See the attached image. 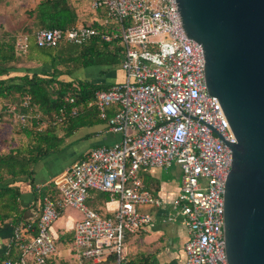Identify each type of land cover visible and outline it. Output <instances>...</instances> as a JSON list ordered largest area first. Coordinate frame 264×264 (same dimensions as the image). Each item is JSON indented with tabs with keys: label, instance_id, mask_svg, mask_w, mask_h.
<instances>
[{
	"label": "built area",
	"instance_id": "built-area-1",
	"mask_svg": "<svg viewBox=\"0 0 264 264\" xmlns=\"http://www.w3.org/2000/svg\"><path fill=\"white\" fill-rule=\"evenodd\" d=\"M90 8L103 10V27H42L32 39L38 47L50 48L93 38L122 45L123 80L97 89L85 105L94 107L106 129L120 137L90 148L53 180L56 192L41 197L35 227L13 224L6 252L15 247L17 253L0 264H48L57 252L52 224L67 208L82 214L72 228L73 264H130L124 237L151 222L138 207L165 202L145 187L138 172L173 163L180 169V186L169 202L170 212L182 216L188 231L182 264H227L223 194L232 154L212 128L226 141L236 139L219 101L207 91L201 45L183 33L176 0H91ZM29 47L28 33L15 35L17 56L26 55ZM66 100L74 102L73 97ZM21 106L27 111L16 103L4 107L20 128L30 118L38 129L48 124L29 97ZM77 112L75 106L69 112L61 109L52 124ZM92 191L117 202L111 214L86 204Z\"/></svg>",
	"mask_w": 264,
	"mask_h": 264
},
{
	"label": "water",
	"instance_id": "water-1",
	"mask_svg": "<svg viewBox=\"0 0 264 264\" xmlns=\"http://www.w3.org/2000/svg\"><path fill=\"white\" fill-rule=\"evenodd\" d=\"M204 54L207 91L236 141L224 183L227 264H264V0H176Z\"/></svg>",
	"mask_w": 264,
	"mask_h": 264
},
{
	"label": "crops",
	"instance_id": "crops-1",
	"mask_svg": "<svg viewBox=\"0 0 264 264\" xmlns=\"http://www.w3.org/2000/svg\"><path fill=\"white\" fill-rule=\"evenodd\" d=\"M90 1L86 0L85 7L83 0H71L78 16L76 24L103 27L105 25L104 12L101 9L92 10ZM12 23H16V26L22 29L28 26L26 20L20 18L17 22H10V25ZM6 30L11 31L8 28ZM21 32L23 31L18 33ZM18 65L37 69L40 68V61L28 52L26 55L20 56ZM70 78H80L110 85L122 81L124 74L119 65L115 67L89 65L75 70L69 76ZM114 109L115 106H112L108 113L112 114ZM0 113H3V108L0 109ZM9 120L12 122L10 117ZM84 120L81 126L68 134L61 127H56V135L60 139L57 149L36 160L32 166L30 177H23L14 183L20 191L18 198L19 220L30 223L32 227H35L40 213L41 197L44 194H54L56 192L53 180L70 164L80 159L84 152L90 148L101 144H111L120 137L118 133L108 131L105 122L98 116L86 115ZM6 136L8 137V130L0 128V140H4ZM9 138L13 139V144L25 143V139L20 132H13L7 139L10 140ZM175 165L178 167L177 164ZM171 166L168 168L152 167L139 170V176L145 187L165 202L160 206L145 205L138 207V211L148 213L151 216V222L144 225L138 232L126 234L124 237L126 254L133 263L141 261L144 257L149 258V264H182L184 261L183 244L188 239V231L183 223L182 216L174 217L170 212L169 202L175 197L180 186V176L179 179L170 177L169 168ZM87 201L91 204L89 207L104 215L111 214L117 206L115 200H111L106 194L97 191H92ZM81 217V213L79 216H75L67 208L54 221L52 232L56 237L57 252L48 261V264L74 263L70 250L73 236L72 228L75 221ZM13 224L12 217L0 221V262L8 254L13 257L17 253L15 247H11L9 253L6 252ZM29 261L30 259H28Z\"/></svg>",
	"mask_w": 264,
	"mask_h": 264
},
{
	"label": "trees",
	"instance_id": "trees-1",
	"mask_svg": "<svg viewBox=\"0 0 264 264\" xmlns=\"http://www.w3.org/2000/svg\"><path fill=\"white\" fill-rule=\"evenodd\" d=\"M26 13L32 26L38 28L65 29L76 24L78 19L71 0H38ZM34 31L23 32L33 35ZM12 38L5 32L0 40V99L10 100L2 108L16 103L22 111H27L21 102L29 97L30 106L48 121L42 129L37 128L34 118H30L24 128L19 127L24 144H13L12 139L0 143V221L12 217L16 224L21 221L18 210L20 191L14 183L30 177L36 160L57 149L60 139L56 127L68 134L84 123L86 115L98 116L94 107L85 106L86 102L97 89L109 86L80 78L69 79V76L78 68L89 65L118 66L123 47L117 40L106 42L99 38L83 44L61 43L54 48L34 44L28 51L40 61V68L34 69L18 65L20 56L14 52L15 35ZM67 97H73L74 102H68ZM73 106L78 109L76 115L67 114L65 121L52 124L61 109L69 112ZM130 264H149V258L144 257L137 263L130 261Z\"/></svg>",
	"mask_w": 264,
	"mask_h": 264
},
{
	"label": "rangeland",
	"instance_id": "rangeland-1",
	"mask_svg": "<svg viewBox=\"0 0 264 264\" xmlns=\"http://www.w3.org/2000/svg\"><path fill=\"white\" fill-rule=\"evenodd\" d=\"M83 1L85 3V7H86V0H83ZM35 2H36L35 0H0V40L2 38V35L5 32L10 34V37L12 38V35L17 34L19 31H29L32 33L34 30H36L38 28L35 25L32 26L31 18H29L27 13H26V10L28 8H32L35 5ZM19 18L22 20H26L28 26L25 27V29L18 28L16 26V23L15 24L12 23L10 25V22H13V21L17 22L19 20ZM7 28L10 29L11 31H7L6 30ZM29 36H30V45H34V42L32 39V34H30ZM7 101H10V100L2 99V98L0 99V109L2 108V105ZM0 116L2 118L0 128H2L3 130H5V129L8 130V137L13 132H15V133L19 132L20 126L16 123H13V121L10 122L8 113L6 111H4V108H3V113ZM8 137L6 136L5 139H7ZM1 141L2 140H0V143H1ZM172 171H174V173H172ZM169 172H170V177H173L175 179H179L180 170H179V167H176L175 163H173V165L169 168ZM138 176H139V172H138ZM86 204L91 206V204L87 200H86ZM68 211L71 212L75 216H79V214H80L71 208H68Z\"/></svg>",
	"mask_w": 264,
	"mask_h": 264
}]
</instances>
